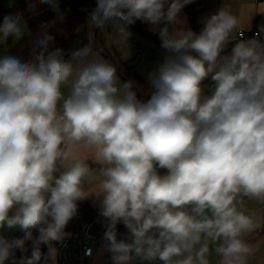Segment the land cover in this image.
Instances as JSON below:
<instances>
[{
  "label": "clouds",
  "instance_id": "9594fccd",
  "mask_svg": "<svg viewBox=\"0 0 264 264\" xmlns=\"http://www.w3.org/2000/svg\"><path fill=\"white\" fill-rule=\"evenodd\" d=\"M39 3L64 19L57 0ZM190 3L96 0L88 12L87 24L122 40L137 21L157 35L165 55L146 99L94 42L53 48L55 21L27 56L0 55V232L22 233L0 234V264H57L54 242L86 200L112 264H210V252L248 264L246 237L264 226L243 206L264 203V24L229 48L241 24L230 7L202 17L197 33L181 15ZM11 38L24 32L9 14L0 44Z\"/></svg>",
  "mask_w": 264,
  "mask_h": 264
},
{
  "label": "crops",
  "instance_id": "0c3cea01",
  "mask_svg": "<svg viewBox=\"0 0 264 264\" xmlns=\"http://www.w3.org/2000/svg\"><path fill=\"white\" fill-rule=\"evenodd\" d=\"M220 1L221 6H229L231 11L239 18L241 22L240 27L235 29L230 36L231 43L241 40L239 38L240 31L250 32L251 30H255L261 24H264V0ZM207 14L209 13L198 15L194 24L191 26L190 17L185 7L181 12L182 16L187 17L188 24L192 30L197 33L202 28V24L200 22L201 18ZM129 30L131 31L132 35L129 37V39L122 40L116 35V31L113 27L106 25L104 29L100 30V41L103 45V49L107 51L108 55H110L114 61L112 64H116V68L119 71L121 70L123 72L137 74L146 81L147 74L163 60L165 52L160 48V44L157 41L141 34L135 30L132 25L129 26ZM89 41L95 42V28L91 24H87L86 27L80 30L77 39L72 44L70 49L74 47H82L85 44H88ZM144 47L152 50L154 56L151 55L150 58H148ZM127 66L130 68L129 71L127 70ZM62 90L64 91L65 95H67L68 89L64 88ZM91 183L92 182H89V184L85 186L86 189L91 187ZM88 201L92 205L91 201ZM261 204L262 203L258 201L249 200L247 198H244L243 200V206L245 210L255 213L256 218L262 221L264 209L262 208ZM93 208L98 212L96 207L93 206ZM246 240L253 248V254L249 257L248 264H264V231L257 229L253 233L249 234L246 237ZM209 260L210 264H217L218 257H216L214 252H210ZM94 264H112L110 255L106 251L97 248ZM148 264H161V262L152 261L148 262Z\"/></svg>",
  "mask_w": 264,
  "mask_h": 264
},
{
  "label": "trees",
  "instance_id": "16d2710c",
  "mask_svg": "<svg viewBox=\"0 0 264 264\" xmlns=\"http://www.w3.org/2000/svg\"><path fill=\"white\" fill-rule=\"evenodd\" d=\"M35 3L36 8L34 11H29V4ZM58 3V11L63 13L64 19L63 20H56L57 19V11L50 8L47 4L39 3V0H17V4L12 10H8L3 4L0 3V23H2L4 16L6 15H20L22 16L29 28L30 34L25 36L23 39L18 41L14 47H12L7 53L5 54H20L23 56H27L28 52L32 46V36L35 34L40 26L44 23H51L52 24L50 30L53 32L55 36V44L53 48L59 47L65 50L67 53L72 46V44L77 39L80 30L87 26V16L88 12L91 11L93 7H95L96 0H57ZM221 6L220 0H192V3L185 6V9L190 17L191 26L194 24L195 19L198 15L211 13L215 11L218 7ZM135 29H139L140 31L147 33L149 36L157 39V35L151 33L148 30V26L137 21L135 25H132ZM97 38L99 44L103 48V45L100 41V30L98 29ZM95 43V42H94ZM233 43L229 44L228 47H231ZM105 50V49H104ZM107 53V51L105 50ZM4 54V55H5ZM108 55V53H107ZM108 57L114 63L110 55ZM116 67V64H114ZM130 68L127 66V70L129 71ZM121 71V70H120ZM123 75L127 79H131L135 83V88L137 93L141 95L142 98H147L151 93V88L147 85V82L138 76L137 74H132L130 72H123ZM204 86H209L210 82L205 81ZM162 172L164 170H161ZM77 215H82L85 218H94L97 216V211L93 208V206L89 203L88 200L79 204ZM76 215V216H77ZM76 216L69 221L68 225L66 226V232H77L79 230V223L76 220ZM264 221V216L262 218ZM118 235L120 238L122 234H124L127 230L122 225H117ZM261 231H264V226L260 228ZM105 229L102 227L100 223V218H98L97 225H96V232L98 235L104 233ZM20 236L22 233L20 231H12L9 236ZM55 243V242H54ZM47 248V246H46ZM31 255V248L27 253H21L20 250H16L15 255L20 257L21 255Z\"/></svg>",
  "mask_w": 264,
  "mask_h": 264
},
{
  "label": "built area",
  "instance_id": "2783aa9c",
  "mask_svg": "<svg viewBox=\"0 0 264 264\" xmlns=\"http://www.w3.org/2000/svg\"><path fill=\"white\" fill-rule=\"evenodd\" d=\"M259 31V27L255 30L240 31L239 38L247 39L253 37ZM4 44H0V55H4L2 49ZM211 87L204 86L205 94H208ZM264 209V203L261 204ZM76 220L79 223V230L70 233V236L62 242H55L54 246L58 249L57 264H94V258L97 254L96 242L99 235L96 232L98 221L97 216L94 218H85L82 215H77ZM88 250H91L88 255Z\"/></svg>",
  "mask_w": 264,
  "mask_h": 264
},
{
  "label": "rangeland",
  "instance_id": "374dc122",
  "mask_svg": "<svg viewBox=\"0 0 264 264\" xmlns=\"http://www.w3.org/2000/svg\"><path fill=\"white\" fill-rule=\"evenodd\" d=\"M0 3L3 4L8 10H12L15 7V5L17 4V0H0ZM15 16L19 20L20 26H21V28H22V30L24 32V37L29 35L30 34V28H29L26 20L20 15H15ZM20 40L21 39L17 40V39H14V38L9 39L6 43H4V46H3V49H2L3 53L4 54L7 53ZM144 49H145V51H146V53L148 55V58H150L151 55L154 56V54L152 53V50H150V49H148L146 47H144ZM12 231H19V230L18 229H14V230L5 229L4 232H0V234H2V235H10ZM102 237H103V233H101L99 235V239L96 242V247L98 249H100V250L102 249L101 246L104 243ZM118 238H120V237L118 236Z\"/></svg>",
  "mask_w": 264,
  "mask_h": 264
},
{
  "label": "water",
  "instance_id": "95a60500",
  "mask_svg": "<svg viewBox=\"0 0 264 264\" xmlns=\"http://www.w3.org/2000/svg\"><path fill=\"white\" fill-rule=\"evenodd\" d=\"M134 28V27H133ZM135 29V28H134ZM135 30H137L138 32H140L141 34H143V35H145V36H147V37H150V38H152L153 40H155V41H157L159 44H160V41L159 40H157V39H155V38H153V37H151V36H149L147 33H144V32H142V31H140L139 29H135ZM97 32H98V29H95V36H97ZM95 45L97 46V47H100V48H102L101 47V45L99 44V42H98V40H97V38H95ZM230 48V47H229ZM102 55L105 57V58H107L111 63H112V61H111V59L108 57V55H107V53L105 52V50L103 49V53H102ZM117 69V68H116ZM117 73H118V75L123 79V80H128L118 69H117ZM135 90H136V88H135ZM138 96H140L141 97V95L138 93ZM41 251L42 252H46L47 251V248H46V246L45 245H41Z\"/></svg>",
  "mask_w": 264,
  "mask_h": 264
}]
</instances>
